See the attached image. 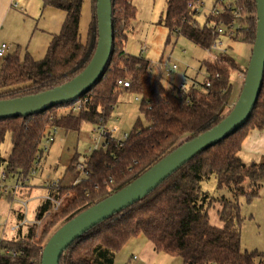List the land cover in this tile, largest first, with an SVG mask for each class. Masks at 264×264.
<instances>
[{"label": "trees", "instance_id": "obj_1", "mask_svg": "<svg viewBox=\"0 0 264 264\" xmlns=\"http://www.w3.org/2000/svg\"><path fill=\"white\" fill-rule=\"evenodd\" d=\"M165 1V11L157 22L168 30L166 43L175 34L202 49L208 47L214 34L209 27L195 22L193 5L199 0ZM82 2L43 1L44 5L66 12L61 30L39 61L19 49L0 60V100L52 89L84 69L93 56L98 35L96 0H92L86 40L83 43L79 39ZM237 5L244 29L235 39L252 45L256 30L255 0H238ZM111 6L112 52L102 77L84 95L86 100L75 112L59 111L69 108L71 101L33 116L0 119V146L6 133L10 134L12 145L6 159L0 150V164L3 162L7 178L12 177L24 186L42 155V139L55 123L59 122V128L66 133L80 131L85 123L106 126L123 92L139 98L140 115L121 145L116 138H109L105 147L85 155L86 173L75 184L64 186L60 181L50 187V197L56 200L70 193L66 204L54 209V202L43 198L27 230L22 233L21 225L12 237L0 239V264H40L43 244L63 221L124 187L174 150L183 139L189 140L212 128L230 111L221 113L231 102L232 74L246 71L233 56L226 51L215 59H202L200 67L205 75L196 86L187 90L166 87L160 75L148 70L150 60L124 50L126 34L136 15L133 0H112ZM232 18V12L225 11L211 20ZM118 79H127L129 86L118 85ZM262 129L264 77L253 110L240 128L195 155L138 201L85 231L62 252L59 264H113L115 254L139 235L147 238L155 251L179 256L182 264H264L263 252L241 250L244 217L237 200L239 195H245L248 201L259 195L264 158L245 164L238 153L249 132ZM79 155L74 153L67 169L75 172ZM211 175L216 177L217 188H227L236 198L220 200L221 226L210 223L208 208L214 198L201 188L202 181ZM43 219L36 237L37 223Z\"/></svg>", "mask_w": 264, "mask_h": 264}, {"label": "rangeland", "instance_id": "obj_2", "mask_svg": "<svg viewBox=\"0 0 264 264\" xmlns=\"http://www.w3.org/2000/svg\"><path fill=\"white\" fill-rule=\"evenodd\" d=\"M133 3L136 6V15L132 20L130 31L126 34L124 50L130 55L141 56L151 61L162 59L169 64L176 62L178 69L169 76H162L164 85L171 87V81L177 78L178 75L180 76L181 71L187 65L189 68L190 66L198 67L202 61L201 59L205 56V52L192 41L175 34L166 43L168 30L164 25L157 22L159 16L165 11V0H133ZM210 3V0H206V10ZM199 16V22L204 21L203 15L200 14ZM224 42L227 52L235 58L240 68H247L252 45L235 38H224ZM200 73L201 71L197 77L199 84L204 77L203 72L202 74ZM242 75H244L242 71H236L232 74L233 93L231 102L228 106L222 108L221 113H226L232 108L239 86L242 84ZM138 103L135 95L130 92H123L120 95L118 104L114 108L107 124L108 127L117 126L115 134L117 137H121L123 132H128L135 119L140 115ZM59 111L65 113L67 109L61 108ZM95 136L96 133L89 123L83 124L81 130L77 132L70 131L66 133L63 129L59 128L49 153L43 159V174L49 173L52 178L63 179L65 172H72V170L65 168V164L70 160L75 149L85 155V151H87L89 146L92 147ZM11 147L10 134L6 133L4 141L0 146L1 156L4 159L9 155ZM259 158V161L263 160V156ZM3 166L2 162L0 164V172L3 170ZM32 176L34 177L33 174ZM12 180V177H6V191L0 194V239L12 237L17 233V229L12 230L11 227L18 223L20 217L26 219L25 224L22 226V233L27 230L28 225L34 220L37 205L41 199L45 198H39L41 194L33 193L31 191L32 188L30 189V186L27 184L21 186L14 182V180V183H11ZM43 183L46 186L45 189L48 190L47 187H51L45 179ZM259 183V195L251 201H248L245 195L237 197V200L241 204V213L244 217L241 226L240 246L241 250H258L264 253V178ZM64 184H67V179L64 180ZM201 188L202 191L207 192L214 198L208 208L210 223L214 226H221L222 223L218 213L221 208L220 200L234 201L236 198L227 188H217L216 177L214 175L204 179L201 183ZM9 195L10 199L8 200ZM70 198L71 195L64 196L60 205L66 204ZM21 200H28L26 209H22L19 206ZM43 221L44 219L37 223L36 237L39 236ZM132 255H135L137 258L133 259ZM114 264H182V259L179 256L155 251L150 241L143 235H139L131 238L116 254Z\"/></svg>", "mask_w": 264, "mask_h": 264}, {"label": "water", "instance_id": "obj_3", "mask_svg": "<svg viewBox=\"0 0 264 264\" xmlns=\"http://www.w3.org/2000/svg\"><path fill=\"white\" fill-rule=\"evenodd\" d=\"M111 2L112 0H96L98 39L93 56L84 69L52 89L0 100V119L33 116L54 106L74 101L87 93L102 77L112 52ZM255 3V38L240 92L229 113L212 128L189 140H183L174 150L124 187L63 221L43 245L40 264H59L62 252L85 231L141 199L184 163L222 141L246 122L264 77V0H255Z\"/></svg>", "mask_w": 264, "mask_h": 264}, {"label": "crops", "instance_id": "obj_4", "mask_svg": "<svg viewBox=\"0 0 264 264\" xmlns=\"http://www.w3.org/2000/svg\"><path fill=\"white\" fill-rule=\"evenodd\" d=\"M43 1L44 0H0V43H6L7 45L6 55L12 54L19 49L22 52L26 51L36 61L44 58L50 42L54 36L59 34L61 30L62 24L66 17V12L50 5H44ZM91 17L92 0H83L80 11L78 31L79 39L83 43L87 37V30L91 21ZM202 59H207L206 55ZM153 62L164 63L162 59H159L158 61L150 60V63ZM200 71V74L203 72L204 76L205 74L203 69L200 67V63L198 67L190 66L189 68L187 65L181 71L180 76L178 75L177 78L171 81V87L187 90L191 86L198 85L199 82H197V77ZM135 99L139 101L137 96H135ZM54 141L55 137L48 145L47 150L42 152V155L39 158L36 167L34 168L36 169L35 174H33L34 177L31 174V178L27 182V185L30 186V189L32 188L31 191H33V193L41 194L40 196L38 195L39 198L51 195V189L49 187H47L48 190L45 189L46 186L43 183L46 175L52 177L49 173L45 175L43 174V159L45 158L46 154L49 153ZM88 152L89 148L87 151H85V155ZM74 153L83 155L76 149ZM238 155L245 164L258 162V159H260L259 157L261 156L264 158V129L250 131L244 140ZM70 160L65 164L66 169L69 166ZM57 179H59L62 184L64 180L67 179V184H64V186H70L73 184L75 179V172L67 171L65 172L63 179ZM11 183H14L13 180ZM68 195H70V193H68ZM116 254L114 256L113 264L116 259ZM133 256L135 255H132V258Z\"/></svg>", "mask_w": 264, "mask_h": 264}, {"label": "built area", "instance_id": "obj_5", "mask_svg": "<svg viewBox=\"0 0 264 264\" xmlns=\"http://www.w3.org/2000/svg\"><path fill=\"white\" fill-rule=\"evenodd\" d=\"M210 5L208 6L206 10V0H199L193 5V9L196 11V21L200 25H204L206 27H209L214 34V39L210 43L208 47L204 49L205 55L207 59H215L217 55L220 52H226L225 42L224 38L228 39H234L243 29L244 24L239 21L240 13H239V7L237 5L238 0H210ZM231 11L233 14V18L229 21L219 20L218 22H215L211 20L213 16H218L224 12ZM205 12V14H204ZM202 14L204 17V21L198 20L200 17L199 15ZM7 51V45L6 43H0V60L6 56ZM148 70L156 75L161 76H169L172 73H174L175 70L178 69V64L176 62L173 63H161V62H153L149 63ZM156 68V69H155ZM158 70V71H156ZM244 78V75H242ZM242 78V80H243ZM118 85H121L123 87H128L129 82L127 79H118L117 81ZM206 85H209V82L206 83ZM86 100L85 96H82L76 100L73 101L71 106L67 108V111L70 110L72 112L77 111L82 103ZM59 122L54 124L53 126L49 127L47 132L45 133V136L42 139L41 142V149L43 151H46L48 148V145L53 141L57 130L59 128ZM93 131L96 133V136L93 139V145L92 147H89V152H91L94 149H99L100 147H105L107 139L109 138H116L119 144L121 145L123 143V140L127 138L128 132H123L121 137H117L115 134L117 132V126L108 127L99 125L94 126ZM37 159L39 157V153L36 155ZM86 158L84 155H79L77 157V161L75 164V179L73 181V184H75L80 178H82L86 173ZM36 169H32L31 174H35ZM6 173L4 170L0 172V194L4 191H6ZM45 180L51 185V186H57L60 182L57 178H52L49 175H46ZM18 184V183H17ZM68 195V194H66ZM65 195V196H66ZM45 198H48L54 202V209H57L63 198L61 199H53L50 196H46ZM28 200H21L19 206L22 209L27 208ZM26 222V219H21L18 221L17 224L13 225L11 229H18L21 225H24ZM136 256H133V259H135Z\"/></svg>", "mask_w": 264, "mask_h": 264}]
</instances>
